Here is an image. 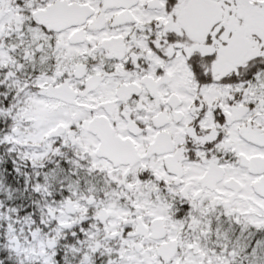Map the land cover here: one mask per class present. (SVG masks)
Listing matches in <instances>:
<instances>
[{"label": "flooded vegetation", "instance_id": "af4514ba", "mask_svg": "<svg viewBox=\"0 0 264 264\" xmlns=\"http://www.w3.org/2000/svg\"><path fill=\"white\" fill-rule=\"evenodd\" d=\"M0 38L2 54H24L21 69L31 62L37 100L60 87L80 100L85 154L124 183L125 212L145 213L126 220L128 236L144 226L149 238L161 219L158 243L178 246L172 225L210 229L247 216L248 192L262 198L264 0H0ZM102 118L127 163L97 157L89 127ZM185 212L195 220L173 223Z\"/></svg>", "mask_w": 264, "mask_h": 264}, {"label": "trees", "instance_id": "16d2710c", "mask_svg": "<svg viewBox=\"0 0 264 264\" xmlns=\"http://www.w3.org/2000/svg\"><path fill=\"white\" fill-rule=\"evenodd\" d=\"M16 51L0 53V264H264V217L235 213L206 230L178 226L184 240L169 263L153 254L156 242L128 236L113 220L130 205L118 196L125 185L103 177L85 154L81 134L77 141L27 139L41 88L31 62L21 69L24 54ZM195 218L185 212L172 221Z\"/></svg>", "mask_w": 264, "mask_h": 264}, {"label": "rangeland", "instance_id": "374dc122", "mask_svg": "<svg viewBox=\"0 0 264 264\" xmlns=\"http://www.w3.org/2000/svg\"><path fill=\"white\" fill-rule=\"evenodd\" d=\"M1 53V52H0ZM44 93H47L49 95L53 94L55 99L52 102H45V101H39L37 106V110H35V114H30V119L32 122L31 128H33L31 134L28 133V130L26 131V137L29 141L34 143H43L45 139L48 138V135L51 131L56 130L58 127L63 126L64 128L68 129L71 128V126H77L78 130L82 127L86 126L87 123V117L85 114L82 113L80 109V100L76 99L72 92L68 90L67 88L60 87L58 89H54L51 91L45 90ZM47 105L52 110L51 112H46ZM83 125V126H82ZM28 128V127H26ZM28 133V135H27ZM81 134V132L77 131L75 134H73V138L75 141H77L76 137L77 135ZM82 129V134L80 138V142L82 143V147L86 150L89 149L90 146L93 148L94 142L91 140L90 137H88L87 133ZM61 138H68L67 134L63 135ZM95 166V164H94ZM102 169L101 166H96ZM105 170V169H102ZM110 171V170H109ZM106 174V173H105ZM116 179V178H115ZM136 203V202H135ZM138 203V201H137ZM136 203V204H137ZM246 203L247 207L250 210L248 216H252L254 218V215L256 217H264V196L262 198H257L251 195L249 192L246 194ZM72 212L76 213L77 207L73 206ZM123 211V210H122ZM121 211L114 213L113 220L115 221H123L124 219H128V217L139 215H131L128 213H125L124 215L120 213ZM162 212H156L152 215V217L157 218L160 217ZM123 215V216H122ZM162 217H165L162 215ZM138 219L142 222L143 217H138ZM144 223V222H143ZM170 232V238L175 239L178 237V235L175 234L174 228L171 229ZM158 247V246H157ZM155 256L157 255V248H155V252L153 253ZM188 260L184 259V261H181L180 264H189L187 262ZM203 260L199 262H192L191 264H202ZM159 264L158 262H156Z\"/></svg>", "mask_w": 264, "mask_h": 264}, {"label": "water", "instance_id": "95a60500", "mask_svg": "<svg viewBox=\"0 0 264 264\" xmlns=\"http://www.w3.org/2000/svg\"><path fill=\"white\" fill-rule=\"evenodd\" d=\"M136 128L131 122L129 123V129L133 131ZM89 131L92 134L98 135L100 145L97 149V157H105L114 165H119L122 161L127 163L131 159V150L124 145H121L115 138L114 132L108 122V120L102 118L99 120L92 121ZM64 132V128L60 127L56 131L50 134L51 138H56ZM130 158V159H127ZM132 161H134L132 159ZM264 166V160H263ZM261 188L262 195L264 196V181L259 185ZM139 234H145L144 229L139 230ZM152 237L154 239H164L166 237L165 228L160 220L156 221L152 225ZM174 245L170 247L163 246L159 249V255L163 261H168L174 255Z\"/></svg>", "mask_w": 264, "mask_h": 264}]
</instances>
